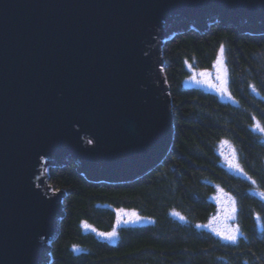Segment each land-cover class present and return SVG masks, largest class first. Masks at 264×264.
<instances>
[{"label": "water", "instance_id": "95a60500", "mask_svg": "<svg viewBox=\"0 0 264 264\" xmlns=\"http://www.w3.org/2000/svg\"><path fill=\"white\" fill-rule=\"evenodd\" d=\"M216 22L264 32V0H0V264L48 260L49 162L127 182L164 159L162 36Z\"/></svg>", "mask_w": 264, "mask_h": 264}, {"label": "trees", "instance_id": "16d2710c", "mask_svg": "<svg viewBox=\"0 0 264 264\" xmlns=\"http://www.w3.org/2000/svg\"><path fill=\"white\" fill-rule=\"evenodd\" d=\"M221 46L232 101L182 83L189 66L208 68ZM161 55L169 151L127 182H110L101 167L80 172L75 161L49 162L43 184L63 193V208L43 264H264V137L255 129L264 132V32L216 22L171 35ZM222 140L233 146L241 173L221 164ZM218 189L235 207L234 241L197 227L215 215ZM118 208L150 222L119 226L114 242L84 228L109 231Z\"/></svg>", "mask_w": 264, "mask_h": 264}, {"label": "rangeland", "instance_id": "374dc122", "mask_svg": "<svg viewBox=\"0 0 264 264\" xmlns=\"http://www.w3.org/2000/svg\"><path fill=\"white\" fill-rule=\"evenodd\" d=\"M179 29L182 28H176L163 34L159 45L160 55L165 38L170 37L174 32L178 33L180 31ZM220 49L216 52V56L208 68L195 69L189 66V75L183 80L182 83L187 87H197L201 90L212 92L222 100L232 101L227 88V69L224 61V53L221 54ZM255 129L258 132H261V136L263 135L264 137V132H262V130H260L257 126H255ZM217 149L221 164L231 172L241 173L240 168L237 165L233 146L228 141L222 140L217 145ZM212 199L216 205L215 215L212 216L207 222L198 224L197 227L206 229L224 240H229L225 238L229 235H234L236 237L238 233L234 224L235 207L231 197L222 190L218 189ZM172 215L178 216L175 213H172ZM147 222H150V219L139 215L133 209L118 208L115 211V223L112 229L109 231H98L87 224L84 225V228L90 230L100 238H103L109 242H114L116 240V230L119 226L145 224ZM111 232H114L115 235L111 237L107 235H101V233L107 234Z\"/></svg>", "mask_w": 264, "mask_h": 264}, {"label": "snow or ice", "instance_id": "6c2138e0", "mask_svg": "<svg viewBox=\"0 0 264 264\" xmlns=\"http://www.w3.org/2000/svg\"><path fill=\"white\" fill-rule=\"evenodd\" d=\"M223 51H224V48H223V46H221L220 53L223 54ZM89 142L91 143V141H89ZM262 195H264V194H262ZM101 235H107V236L111 237V236L115 235V233L114 232L107 233V234L101 233ZM225 238L229 239V240H233V241L235 240L234 235H229V236H226Z\"/></svg>", "mask_w": 264, "mask_h": 264}, {"label": "bare ground", "instance_id": "6f19581e", "mask_svg": "<svg viewBox=\"0 0 264 264\" xmlns=\"http://www.w3.org/2000/svg\"><path fill=\"white\" fill-rule=\"evenodd\" d=\"M46 171V170H45Z\"/></svg>", "mask_w": 264, "mask_h": 264}]
</instances>
